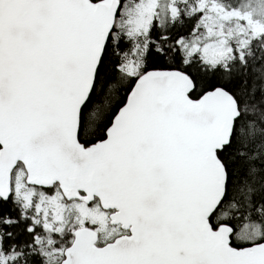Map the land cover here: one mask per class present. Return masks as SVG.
I'll list each match as a JSON object with an SVG mask.
<instances>
[{"label":"snow or ice","instance_id":"1","mask_svg":"<svg viewBox=\"0 0 264 264\" xmlns=\"http://www.w3.org/2000/svg\"><path fill=\"white\" fill-rule=\"evenodd\" d=\"M0 264H264V0H0Z\"/></svg>","mask_w":264,"mask_h":264}]
</instances>
